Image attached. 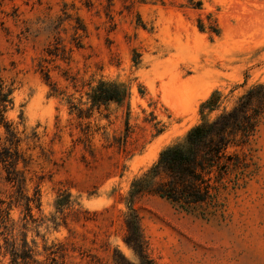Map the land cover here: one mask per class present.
<instances>
[{"label":"rangeland","instance_id":"obj_1","mask_svg":"<svg viewBox=\"0 0 264 264\" xmlns=\"http://www.w3.org/2000/svg\"><path fill=\"white\" fill-rule=\"evenodd\" d=\"M65 9L87 27L69 61L47 52L56 43L50 22ZM70 24L59 29L67 47ZM99 80L128 84L129 99L80 120L51 95L56 87L86 108V93ZM0 81L13 91L5 120L31 159L28 194H41V209L33 210L40 225L27 228L39 264H117L119 253L136 263L124 241L131 183L204 117L214 120L264 83V0H0ZM214 91L222 94L220 107L202 117L200 106ZM0 137L1 149L2 126ZM250 147L246 156L239 151L244 163L229 176L237 185L229 183L211 219L157 196L136 200L150 260L264 264V123ZM5 177L0 163V201L14 190ZM65 191L79 206L61 214L55 202ZM22 210L13 207L11 219L20 222ZM0 264H11L3 252Z\"/></svg>","mask_w":264,"mask_h":264},{"label":"trees","instance_id":"obj_2","mask_svg":"<svg viewBox=\"0 0 264 264\" xmlns=\"http://www.w3.org/2000/svg\"><path fill=\"white\" fill-rule=\"evenodd\" d=\"M63 21L74 22L73 34L69 42L71 47L63 44L59 36ZM203 26H201V29ZM49 29L54 33L53 49L48 47V54L58 59L69 61L73 47L83 48L82 38L87 33L83 20L63 11V16L51 20ZM219 33L218 30H214ZM44 72L43 64H40ZM46 82L51 85L50 75L44 72ZM13 91L0 81V126L4 127L6 138L0 149V163L6 172V182L14 189L9 201H0V253L9 256L11 264H39L36 257L37 243L27 240V228L30 222L38 221L33 210L40 211L41 194L35 189L33 195L28 194V168L31 159L20 149L22 139L11 124L6 122L5 113L14 105L11 98ZM130 87L126 83L99 80L86 93V105L81 108L74 104L71 97H66L56 87L52 88V96L61 97L71 105L80 120L91 119L96 111L100 112L109 104H124L130 97ZM222 94L214 91L200 106L202 117L205 111L214 112L219 109ZM264 123V83L252 86L243 94L229 110L222 112L214 120L205 117L202 122L192 127L184 139L161 151L159 158L145 173L133 180L126 197L127 213L125 224L128 234L125 243L134 251L138 262L128 261L119 253L123 262L117 264H155L145 251V242L141 232L140 217L135 208L136 200L146 195L157 196L169 202L175 209L188 214H199L204 219L215 217L223 204L220 199L228 189L229 183L237 185V181L229 176L244 163L239 151L251 150L253 138L258 128ZM90 126L83 130L88 135ZM1 141V137H0ZM233 149V152L230 150ZM246 156V154L244 155ZM79 206L72 200L68 192H61L55 202L58 213L67 208ZM13 207L22 208L24 217L16 222L10 217ZM53 224L59 226L57 217ZM56 261V259H54Z\"/></svg>","mask_w":264,"mask_h":264}]
</instances>
